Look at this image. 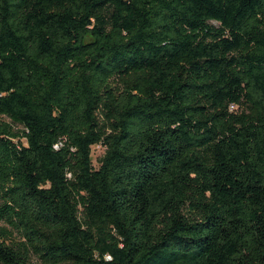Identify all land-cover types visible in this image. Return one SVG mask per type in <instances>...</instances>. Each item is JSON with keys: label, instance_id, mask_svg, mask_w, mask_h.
<instances>
[{"label": "trees", "instance_id": "obj_1", "mask_svg": "<svg viewBox=\"0 0 264 264\" xmlns=\"http://www.w3.org/2000/svg\"><path fill=\"white\" fill-rule=\"evenodd\" d=\"M0 264H264V0H0Z\"/></svg>", "mask_w": 264, "mask_h": 264}, {"label": "rangeland", "instance_id": "obj_2", "mask_svg": "<svg viewBox=\"0 0 264 264\" xmlns=\"http://www.w3.org/2000/svg\"><path fill=\"white\" fill-rule=\"evenodd\" d=\"M117 90H120L122 87L121 81H116L113 84ZM106 155V149L102 145H96L92 150V164L95 168H99L102 165V162Z\"/></svg>", "mask_w": 264, "mask_h": 264}, {"label": "built area", "instance_id": "obj_3", "mask_svg": "<svg viewBox=\"0 0 264 264\" xmlns=\"http://www.w3.org/2000/svg\"><path fill=\"white\" fill-rule=\"evenodd\" d=\"M232 109H234V107H232Z\"/></svg>", "mask_w": 264, "mask_h": 264}]
</instances>
